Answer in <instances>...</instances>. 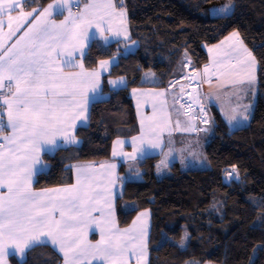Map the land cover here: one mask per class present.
Returning a JSON list of instances; mask_svg holds the SVG:
<instances>
[{
  "label": "trees",
  "instance_id": "obj_1",
  "mask_svg": "<svg viewBox=\"0 0 264 264\" xmlns=\"http://www.w3.org/2000/svg\"><path fill=\"white\" fill-rule=\"evenodd\" d=\"M56 1L31 0L27 6L40 11ZM214 1L115 0L117 9L128 15L129 40L112 45L96 40L83 59L89 71L102 61H117L105 77L107 98L92 106L89 125L78 130L80 147L44 157L49 171L37 176L36 190L72 186L75 167L109 161L115 140L139 133L131 91L169 88L187 73L188 62L192 72L200 73L207 63L197 53L200 44L213 47L235 33L254 55L264 49V0H231L234 8L228 15L214 14ZM194 38L201 39L198 46ZM132 44L135 52L128 56ZM148 71L158 84L142 83ZM118 79L126 81L125 87L111 89L108 83ZM257 85L253 116L245 127L233 129L217 107H210L211 133L197 137L204 142L207 168L184 171L175 163L159 177L161 155L142 162L140 182L121 172L119 226L129 227L141 212L150 214L148 264H264V216L256 225L264 206V66L258 70ZM233 170V181L226 184L224 178ZM11 260L63 263L49 246L30 250L22 262Z\"/></svg>",
  "mask_w": 264,
  "mask_h": 264
},
{
  "label": "snow or ice",
  "instance_id": "obj_2",
  "mask_svg": "<svg viewBox=\"0 0 264 264\" xmlns=\"http://www.w3.org/2000/svg\"><path fill=\"white\" fill-rule=\"evenodd\" d=\"M28 3L29 0H0V30L6 17L9 37L19 32L30 19L33 21L9 47L0 44V105L6 106L7 126L13 133L4 140L6 144L16 145L8 149L12 155L7 160L4 159L5 153L0 151V188L6 185L8 192L7 198L0 196V255L6 241L21 242L27 247L29 243L36 242L39 236H46L51 237L54 245H59L66 258L70 252L75 253L71 260L66 259V264H84L85 261L91 264V260L97 257L105 264H121L125 254L134 246L125 239L129 230H110L105 238L102 228L101 240L97 245H84L76 234L89 223L99 224L92 217V212L99 211L95 205L101 199H106L103 193L91 186L87 175L77 177V186L59 190L63 194L56 197L60 200L59 204L50 203L54 197L47 193L30 191L32 164L38 162V156L34 154L45 144L54 145L56 137L66 134L76 119L83 115L85 108L86 102L76 101L75 98L88 81L79 78L82 71L65 76L63 67L79 66L82 70L83 66L73 59V52L79 48L82 57L83 48L87 46V29L95 24L102 35L104 29L101 22L108 23V30H111L110 22L105 21L103 15L94 18L90 9L98 6L92 4H86L84 12L78 14L77 18L66 19L61 24L51 19L41 21L40 17L50 16L54 7H67L71 18L72 11L67 0L59 5H49L48 9L39 12L25 11V4ZM106 7L115 10L111 0ZM233 8L229 0L218 11L227 15ZM119 15L125 14L120 12ZM13 21L16 22L15 28ZM81 25L86 27L78 33ZM124 34L126 36V31ZM115 35H120V32L117 31ZM104 39L107 42V38ZM244 52L247 53V50L244 49ZM247 56L251 57V53H247ZM61 57H66L62 60L63 67ZM107 64V61H102L100 68L105 69ZM204 71L207 72L208 68ZM87 76L96 78L99 72L88 73ZM77 108L81 111L77 112ZM0 115H3L2 111ZM243 118L248 119L247 115H243ZM3 130L4 125L0 123V132ZM69 139L76 142L74 137ZM140 139H144L143 134ZM110 167L114 168L115 165ZM108 207L111 208L110 201ZM57 211L58 218L54 215ZM131 239L143 246V233Z\"/></svg>",
  "mask_w": 264,
  "mask_h": 264
},
{
  "label": "crops",
  "instance_id": "obj_3",
  "mask_svg": "<svg viewBox=\"0 0 264 264\" xmlns=\"http://www.w3.org/2000/svg\"><path fill=\"white\" fill-rule=\"evenodd\" d=\"M64 2L65 0H57L51 5H59ZM108 3L109 0H67V5L71 7L72 11L71 18H69L67 7L63 9L54 7L51 9L50 16L40 17L41 21L51 19L55 21L56 24H61L66 19L71 20L77 18L78 14L84 12L86 4H92L98 6L90 9V13L94 16V18H98L103 15L104 20L109 21L111 25V30H108L109 24L101 22V26L104 29L102 35L95 24L87 29L88 40L86 41L87 46L83 48L84 55L80 57L79 48L73 52V59L76 60L78 65L83 66L82 70L79 66L74 68L63 67L62 60L66 57H61V67H63V74L65 76L76 75L82 71L79 78L88 81L87 86L83 88L75 98L76 101L86 102L85 108L83 110V115L76 119L74 126L69 128L66 134L56 137L54 145L45 144L40 148L38 153L34 154L38 156V162L32 164L33 175L30 182V191L34 193H47L49 196L54 197V199L49 201L50 203L59 204L60 200L56 197H58V194L63 195L62 193H59V190L77 186V177L82 175H87L90 178L91 186L105 195L106 199H101L100 202L95 205V207L100 210L92 212V217H95L99 221V224L95 222L89 223L80 232L76 233L80 236L84 245L99 244L101 240L102 228L104 229L103 235L105 238L109 236L110 230L112 232L116 230L125 232V230H120L116 218V199L117 196L120 195L121 172L126 176L130 173H135V166L142 160L149 157L164 155L167 150L169 137L177 142V138L179 137L181 141L185 138L194 136L191 135L192 133L190 134V132H187V130H193L190 126H193L195 122L193 124L185 118H182L175 100H171L170 96L173 92L168 89L163 90L150 87L134 89L131 91V98L138 123V135L130 139L115 140L112 146L111 159L109 161L75 167L74 184L72 186L50 190L35 189L37 176L49 171V165L46 164L44 157L47 155H54L56 152L64 148L80 147L81 140L77 136L78 130L89 125L92 106L107 98V96L104 95L105 77L110 73L112 67L117 64V61H107L108 64L105 69L100 68V62L97 69L89 71L85 69L83 59L92 43L96 40L101 41L105 45H112L129 40L130 26L127 13L124 10L117 9L115 0H111V3L115 6L114 11L106 7ZM48 7L45 9H48ZM33 10L39 12L38 9L29 8L27 4H25V11ZM120 12H123L125 15H119ZM13 15H16V13H13ZM32 22L33 21L30 19L29 23L24 24L19 32H16L15 35L9 37L7 28L8 21L5 17L4 26L2 30H0V44H3L5 48L9 47ZM12 26L13 28L16 27L15 21H13ZM85 27L86 25H81L80 29H77V32L79 33ZM117 31L120 32V35H115ZM125 31L126 36L124 34ZM104 37L107 38V42H105ZM244 49L247 50V53H251L245 47L241 38L238 35L234 36L232 34L216 46L207 47L204 44H200L197 50L198 55L207 59V63L202 67L200 73H198L200 75L201 100L204 109L206 108V110L209 111L211 106L217 107L223 118L228 123V118H230V121H233L232 123L240 128L247 126L252 119L258 93L257 73L260 66H264V49L259 50L255 55L251 53V57L247 56ZM221 50H223V53ZM241 65L244 69L249 71L252 69L254 74L252 78L255 79L256 83L253 82L251 87L243 91L239 97V84L237 79L240 75V69L242 68ZM206 67L208 68L207 72L204 71ZM92 72H99V76L96 78L87 76L88 73ZM186 76H188V74L180 80L183 82L186 80ZM189 76L191 75L189 74ZM206 80L211 83L209 90H207L204 85ZM6 83L7 81H5V84ZM108 85L113 90H119L125 87L126 81L123 79L112 80L108 83ZM190 85L192 84L190 83ZM185 92L190 94L191 88L189 87V89H186ZM0 111L3 112V115H0V123L4 125V130L0 132V141L2 140L4 142L3 147H0V151L5 153L4 159L7 160V158L12 155L8 149L15 148L16 145L5 143L4 137H11L13 133L11 128L7 126L8 114L6 106L0 105ZM76 111L80 112L81 109L77 108ZM242 114L247 115L248 119L245 120ZM166 121L167 123L170 122L172 131L167 130ZM229 126H231V124ZM142 134L144 136L143 140L140 139ZM70 137H74L76 142H71L69 139ZM149 141H151V144ZM152 144H155L156 146H151ZM110 165H115V167L112 168ZM84 169H87V171H83ZM81 186H83V181L81 182ZM0 196L7 198L8 192L6 185L5 187L0 188ZM109 201L111 202V208L108 207ZM109 212H111V215H109ZM54 215L58 218L59 212H55ZM102 215L103 218L101 219ZM142 217L143 215L141 213L136 216L130 227L131 229L128 231L127 237L125 238L130 244L131 242L134 244L136 243V252H133L132 247L125 254L121 264L137 263L138 249L140 248L138 245L140 243L132 240L131 238L139 237L141 228H144V232L149 229V227L147 228V222L143 221ZM38 246H49L52 248L60 257L63 258L62 264H66V259L71 260V258L75 255V253L70 252L66 258L64 252L60 251L59 245H54L51 242V237L39 236L36 242L29 243L27 247H25L21 242L9 243L6 241L3 254L0 255V264H13V261L11 260L12 257H15L19 262H22L26 259L28 252ZM146 254L147 251L145 248V255ZM84 264H88V262L85 261ZM91 264H105V262L97 257L96 259L91 260Z\"/></svg>",
  "mask_w": 264,
  "mask_h": 264
},
{
  "label": "rangeland",
  "instance_id": "obj_4",
  "mask_svg": "<svg viewBox=\"0 0 264 264\" xmlns=\"http://www.w3.org/2000/svg\"><path fill=\"white\" fill-rule=\"evenodd\" d=\"M37 2H39V0H37ZM229 0H217L212 2L210 8L211 10H213L214 14L219 13L218 9L225 5L226 3H228ZM232 3V2H231ZM233 5V3H232ZM228 15V14H227ZM201 39L200 38H194L193 39V44H195L196 46H198L199 41ZM242 46V44H241ZM135 47L136 44H132L129 46L128 51L126 53V55L130 56L131 54H134L135 52ZM221 52L223 53V50H221ZM130 54V55H129ZM190 62H188L186 64L187 67V73L188 76H186V80H184L183 82L179 79L175 82H173L169 88H167L169 91L173 92L171 94V100H175V103L178 106V111H180L182 118L190 121V123L192 122L194 124L193 126H190L191 128H193V130L188 131L190 132L191 136L190 138H185L183 140L180 141V137L177 138V142H175L174 140H172L171 137H169V141L167 144V150L164 153L163 159L160 163L159 169H158V175L159 177L164 176V174L168 173L170 171V168L172 167L173 164L175 163H179L182 167V169L184 171H189V170H203L204 168L208 167V162L204 153V142L201 140V142L199 140H197L198 135H200L201 133H211V126L213 125V120L210 121V112L208 110H206L205 108V113L206 115L203 116H199L195 111L191 108L188 109L186 106H184L183 100L185 98V94L187 92H185L186 89H189V87H194V85L192 84V74L194 72L191 71L190 68ZM242 66V65H241ZM184 74V76L186 75ZM189 74L191 76H189ZM183 76V77H184ZM252 76H254L252 69L251 71L244 69L243 66L240 69V75L239 78L237 79V82L239 84V89H238V96L240 97V95L243 93V91H245L246 89H249L252 85V83H256L255 79L252 78ZM192 78V80H191ZM189 81L192 85H190ZM158 79L156 78L155 74L152 71H148L144 74L143 79H142V83L146 84V85H155L158 84ZM210 82H208V80H206V83L204 84L205 87L207 88V90L210 89ZM187 85V86H185ZM165 90V89H163ZM202 98V97H201ZM245 115V114H243ZM203 119V120H202ZM226 121V120H225ZM229 123L231 124L230 127H232L233 129L236 128H240L235 126L234 123H232L233 121H230V118H228ZM227 124H229L226 121ZM229 124V125H230ZM166 128L168 131H172L171 126H170V122L167 123L166 121ZM198 134V135H197ZM134 138V137H133ZM144 160H142L140 163H138V165L135 166V173H130L128 175V178L130 179V181L132 182H140L143 180V172L140 168V165L142 164V162H144ZM236 174V170H233L231 172V174L226 175L224 178V182L226 184H230L233 181V177ZM117 207V206H116ZM220 208L219 205L215 206V209ZM140 214V213H139ZM141 214L143 215V221L147 222V228L149 227L148 230H146L144 232V228L140 230V234L143 233V246L141 244L138 245V247H140L138 250V256L139 259L137 258V263L135 264H148L149 263V232H150V223H151V217L150 214L147 212H141ZM264 216V206L260 207L259 210V216L256 222V225H259L262 222V218ZM116 218H117V223L118 222V212H117V208H116ZM133 223V222H132ZM131 223V225H132ZM131 225L129 227H125V228H120V230H130ZM143 230V231H142ZM185 241H188V237L185 238ZM131 244H133V252H136L137 246L136 243L134 244L133 242H131ZM186 244V243H185ZM145 248L147 251V254L145 255Z\"/></svg>",
  "mask_w": 264,
  "mask_h": 264
},
{
  "label": "water",
  "instance_id": "obj_5",
  "mask_svg": "<svg viewBox=\"0 0 264 264\" xmlns=\"http://www.w3.org/2000/svg\"><path fill=\"white\" fill-rule=\"evenodd\" d=\"M192 84L194 85V90L190 92V97H192V102L190 103V107L194 110H199L200 114H205V109L201 100V81L200 75L197 72L192 74ZM188 95V96H189Z\"/></svg>",
  "mask_w": 264,
  "mask_h": 264
},
{
  "label": "bare ground",
  "instance_id": "obj_6",
  "mask_svg": "<svg viewBox=\"0 0 264 264\" xmlns=\"http://www.w3.org/2000/svg\"><path fill=\"white\" fill-rule=\"evenodd\" d=\"M191 80H192V78H191ZM194 90V88L193 87H191V91H193ZM189 95V93H186L185 94V98H184V100H183V102H184V106H186L188 109H190L191 110V108H190V103L189 102H192V97H190V95ZM189 100V101H188ZM182 102V103H183ZM192 111H194V110H191V112ZM194 112H196L199 116H205L206 115V113L204 114V115H200V111L199 110H195ZM203 120V119H202Z\"/></svg>",
  "mask_w": 264,
  "mask_h": 264
},
{
  "label": "clouds",
  "instance_id": "obj_7",
  "mask_svg": "<svg viewBox=\"0 0 264 264\" xmlns=\"http://www.w3.org/2000/svg\"><path fill=\"white\" fill-rule=\"evenodd\" d=\"M189 101V100H188ZM191 108V107H190ZM200 115H202V114H200Z\"/></svg>",
  "mask_w": 264,
  "mask_h": 264
},
{
  "label": "built area",
  "instance_id": "obj_8",
  "mask_svg": "<svg viewBox=\"0 0 264 264\" xmlns=\"http://www.w3.org/2000/svg\"><path fill=\"white\" fill-rule=\"evenodd\" d=\"M184 103V102H183Z\"/></svg>",
  "mask_w": 264,
  "mask_h": 264
}]
</instances>
